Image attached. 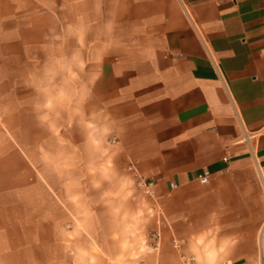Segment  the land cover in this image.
Returning <instances> with one entry per match:
<instances>
[{
  "label": "crops",
  "instance_id": "1",
  "mask_svg": "<svg viewBox=\"0 0 264 264\" xmlns=\"http://www.w3.org/2000/svg\"><path fill=\"white\" fill-rule=\"evenodd\" d=\"M183 257L264 264V0H0V264Z\"/></svg>",
  "mask_w": 264,
  "mask_h": 264
},
{
  "label": "built area",
  "instance_id": "2",
  "mask_svg": "<svg viewBox=\"0 0 264 264\" xmlns=\"http://www.w3.org/2000/svg\"><path fill=\"white\" fill-rule=\"evenodd\" d=\"M228 158H225L227 161ZM132 168V166L130 167ZM211 176V171L210 170H205L201 175H200V181L202 183H208L210 180ZM141 185L144 187V191L147 195L153 196L155 194L154 192V187H155V182L154 180H147V179H142L140 181ZM175 184H172V187H175ZM160 240H161V235L160 232L157 230L152 231L149 234L148 237V242H147V247L157 249L160 246ZM174 246L176 248H180L181 242L174 240L173 242ZM194 259L190 257H183V262L182 264H193Z\"/></svg>",
  "mask_w": 264,
  "mask_h": 264
},
{
  "label": "rangeland",
  "instance_id": "3",
  "mask_svg": "<svg viewBox=\"0 0 264 264\" xmlns=\"http://www.w3.org/2000/svg\"><path fill=\"white\" fill-rule=\"evenodd\" d=\"M128 215H129L128 211H127V212H126V211H125V212H122V217H123V218H127ZM71 228H72V227H70V229H71ZM147 242H148V241H144L143 244H142V248H143V250H146V251H147ZM94 250H95V251H98V248L95 247Z\"/></svg>",
  "mask_w": 264,
  "mask_h": 264
}]
</instances>
